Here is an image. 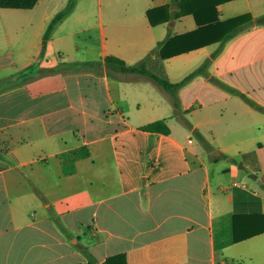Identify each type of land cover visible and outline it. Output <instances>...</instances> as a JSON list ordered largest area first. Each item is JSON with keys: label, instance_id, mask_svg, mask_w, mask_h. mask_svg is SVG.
Instances as JSON below:
<instances>
[{"label": "crops", "instance_id": "crops-1", "mask_svg": "<svg viewBox=\"0 0 264 264\" xmlns=\"http://www.w3.org/2000/svg\"><path fill=\"white\" fill-rule=\"evenodd\" d=\"M172 1L107 0L108 20L103 8L96 19L79 13L88 25L58 33L75 6L43 56L46 29L69 0L52 12L43 0L3 8L0 72L149 55L148 73L170 82L206 60L207 73L178 89L177 113L172 91L148 73L110 74L105 62L103 72L23 74L0 88V264H264V111L225 87L264 107V23L229 38L214 23V42L164 57L161 42L178 37L169 50L185 48L200 28ZM199 3L220 21L264 15V0ZM164 6L166 19L152 24L148 11ZM163 118L170 133L146 128ZM82 146L90 156L66 174L62 154Z\"/></svg>", "mask_w": 264, "mask_h": 264}, {"label": "trees", "instance_id": "trees-1", "mask_svg": "<svg viewBox=\"0 0 264 264\" xmlns=\"http://www.w3.org/2000/svg\"><path fill=\"white\" fill-rule=\"evenodd\" d=\"M40 0H0V7L1 8H21V9H30L34 8ZM200 0H173V3H177L180 6L179 11H173L175 15L177 14H193L200 25V28L196 31H193L191 33H188L184 36V39H190L193 40L187 47L185 48H174L175 50H169V42L173 41L175 38L173 37L168 39L166 42H161L160 46L162 48V54L164 57H171L175 54H179L181 52L191 50L194 48H198L201 46L208 45L216 40V38H211V31H213L214 23L218 24L219 27H223L227 29V35L226 38H229L236 33L251 27L255 24H263L264 23V15L258 18H251V16H239L232 18L227 21H220L217 16L215 18H212V16H208L207 7L204 6V3L200 4ZM76 1L75 0H69L67 6L60 10L50 21L46 32L43 37L42 42V52L41 55L43 56L47 50L49 41L53 35V32L57 25L62 22L75 8ZM200 9V10H199ZM169 11V6L160 7L157 9H151L148 11V16L150 18V21L152 24H157L159 22H162L164 18L166 19V16H159L160 13H166ZM201 16L204 17L203 20L201 19ZM155 17L162 18L155 20ZM213 24V25H212ZM212 27V28H210ZM210 28V29H209ZM209 29V30H207ZM208 34V35H207ZM225 36V35H224ZM167 44H169L167 46ZM168 49V50H167ZM149 59V55H147L144 59L140 60L138 63L135 64H128L125 60L116 57V56H108L104 60H85V61H73V62H60L55 66L52 67H46V68H40L39 74L40 76H47L50 74L65 72L68 68L74 71H80V70H96L98 72H103L104 66L103 62H105L108 72L110 74H114L113 69H116L117 71L121 72H140V73H148L147 69V60ZM207 67V60L197 69L192 71L189 75H187L183 80L179 82H170L164 78L159 77L158 75L148 73L153 79L158 81L161 85L168 88L170 91H172L174 95V105L176 107L175 113H177L179 109V104L177 100V91L178 89L183 86L187 81H189L194 76L201 74V73H207L206 70ZM225 87L241 96L244 100H246L248 103L253 105L254 107L264 111V107L261 106L256 101L252 100L247 94L240 91L239 89L232 87L230 85L225 84ZM147 129L152 131H158L163 133H170L171 128L168 125L167 119H158L151 123H149L146 126ZM90 156V151L87 146H82L78 149H74L68 152H65L62 154V159L64 160V169L66 174H72L75 171V162L79 158H84ZM60 224L64 227L63 223L58 220ZM236 240H239V238L236 237ZM115 258H110L107 260L106 264H112L111 261H114ZM122 260V261H120ZM120 263L119 264H125L124 258H119ZM222 264V263H218ZM226 264H235V263H226Z\"/></svg>", "mask_w": 264, "mask_h": 264}, {"label": "rangeland", "instance_id": "rangeland-1", "mask_svg": "<svg viewBox=\"0 0 264 264\" xmlns=\"http://www.w3.org/2000/svg\"><path fill=\"white\" fill-rule=\"evenodd\" d=\"M44 2H42L41 6L39 9L41 8H45L46 10L49 12H52L54 9L56 8H61L64 7L67 4L68 0H43ZM76 1V10L75 13L68 17L63 24H61L58 30V33L61 32H69V33H73L77 30H79L80 28L85 27L86 25L89 24V21L87 19L84 20H80L77 16L79 13H92L90 15V17L92 18H98L99 14H100V9L103 8L104 11V18L105 20L109 19V15H108V6H107V0H103L104 3H101L100 0H75ZM3 8H0V16L3 12ZM38 15V19L39 21L41 20V17L44 15V13H37ZM107 22V21H106ZM108 23V22H107ZM5 36L4 32L2 31V26H1V18H0V53L1 54H5L6 52V41H5ZM73 39V38H72ZM18 45L16 44V47ZM88 55H80V58H87ZM74 55L69 58L68 60H73ZM49 59L51 60V62L57 61L58 59V53L54 51V49L51 50V54L49 56ZM38 62V61H35ZM35 64L33 65V67L31 68V70H5V71H1L0 72V78L5 76V80L4 81H0V88H4L6 87L8 84L16 82L20 79H22L23 74L25 76L26 80L32 79L34 74H37L40 70L39 67L34 68ZM179 126V127H178ZM176 125L175 129H177L178 131L182 130L184 128V126L182 125ZM195 136V135H194ZM196 138H198V136H195ZM202 145V144H201Z\"/></svg>", "mask_w": 264, "mask_h": 264}, {"label": "water", "instance_id": "water-1", "mask_svg": "<svg viewBox=\"0 0 264 264\" xmlns=\"http://www.w3.org/2000/svg\"><path fill=\"white\" fill-rule=\"evenodd\" d=\"M177 6H178V5H177ZM212 156H215V154H212ZM249 176H250L251 178H256V177H257L255 173H251V174H249Z\"/></svg>", "mask_w": 264, "mask_h": 264}]
</instances>
